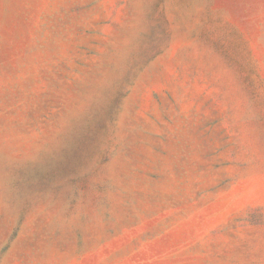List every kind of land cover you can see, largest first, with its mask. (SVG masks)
<instances>
[{
    "label": "rangeland",
    "instance_id": "1",
    "mask_svg": "<svg viewBox=\"0 0 264 264\" xmlns=\"http://www.w3.org/2000/svg\"><path fill=\"white\" fill-rule=\"evenodd\" d=\"M0 264H264V0H0Z\"/></svg>",
    "mask_w": 264,
    "mask_h": 264
}]
</instances>
